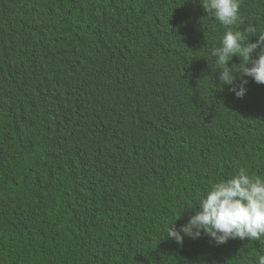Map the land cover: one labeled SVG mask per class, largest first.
<instances>
[{"label":"trees","instance_id":"trees-1","mask_svg":"<svg viewBox=\"0 0 264 264\" xmlns=\"http://www.w3.org/2000/svg\"><path fill=\"white\" fill-rule=\"evenodd\" d=\"M240 16L264 31V0ZM224 31L200 0H0V264H256L264 241L166 237L264 177V84L221 85Z\"/></svg>","mask_w":264,"mask_h":264},{"label":"clouds","instance_id":"clouds-1","mask_svg":"<svg viewBox=\"0 0 264 264\" xmlns=\"http://www.w3.org/2000/svg\"><path fill=\"white\" fill-rule=\"evenodd\" d=\"M200 3L207 15L225 29L219 46L210 53L215 70H219L218 79L221 85H230L229 90L237 98H243L248 83L245 77L264 84V31H256L254 26L239 27L242 0H200ZM252 35H257L254 42L250 40ZM233 56L240 58L238 68L233 67L235 63L229 66ZM190 209L194 214L178 229L171 221L166 237L177 243H182L185 236L198 239L202 234L216 244L237 238L264 241V177L251 174L245 167L214 182ZM256 264H264V254L257 257Z\"/></svg>","mask_w":264,"mask_h":264}]
</instances>
